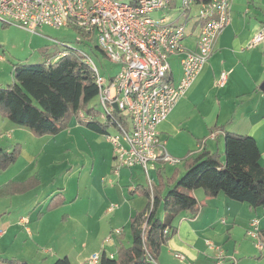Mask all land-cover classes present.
Instances as JSON below:
<instances>
[{"label": "crops", "instance_id": "crops-1", "mask_svg": "<svg viewBox=\"0 0 264 264\" xmlns=\"http://www.w3.org/2000/svg\"><path fill=\"white\" fill-rule=\"evenodd\" d=\"M172 2L171 8H174L178 0ZM186 34L187 47L196 48L200 26L195 24L189 32L186 29ZM259 34L264 36V0H233L232 21L218 37L209 62L201 68L167 119L159 124L158 130L168 152L181 163L172 165L162 160L153 161L149 168L153 186L158 185L160 179L166 182L175 174H184L185 160L198 155L204 147L223 156L225 133L222 126L225 131L253 136L261 149L264 166V90L261 88L264 85V38L256 45L251 43ZM58 51L60 49L55 47L52 52L44 51L43 61L57 55ZM170 63L171 79L176 84L183 74L180 57H171ZM222 72H227L228 77L224 85H219ZM112 149L111 146L110 157L114 161L109 166V177L107 181L105 176L101 179L107 186L102 188V182L100 188L93 186L84 209L78 211L73 208L74 211L66 213L67 224L75 221L71 231L73 235L63 234L61 242L53 246L57 234L45 241L50 248L42 254L46 256V259L42 256L46 261L42 264L64 256H68L73 264H87L95 254L106 251L115 258L121 245H132L130 220L149 202L147 196L136 193V190L149 183L144 184L140 180L143 177L141 166L116 172ZM127 188L132 190L131 195H126ZM66 191L61 192L63 196ZM192 194L200 203L201 210L196 217L190 212L180 214L176 222L177 232L162 247L158 264H264V250L247 234L255 222L259 231L264 229V207L253 208L224 194L208 197L202 189H196ZM70 203L74 207L79 201L71 199ZM29 212V217L24 215L20 218L19 226L35 223L34 229L25 228L29 237L38 239L43 232V225L39 224L43 211L37 216L36 208ZM160 214L163 218L164 212ZM27 217L34 219L29 221ZM83 229L93 237L79 246L75 232L81 233ZM91 244L92 251L86 252ZM177 253L184 255L185 259L176 258Z\"/></svg>", "mask_w": 264, "mask_h": 264}, {"label": "built area", "instance_id": "built-area-1", "mask_svg": "<svg viewBox=\"0 0 264 264\" xmlns=\"http://www.w3.org/2000/svg\"><path fill=\"white\" fill-rule=\"evenodd\" d=\"M173 0H0V21L32 33L43 26L61 28L72 23L91 31L106 58L120 65L116 75L105 79L94 59L80 52L95 73L99 87L98 115L109 125L107 141L115 153V171L141 166L150 179V164L155 160L176 163L158 130L185 95L201 68L209 62L216 41L232 21L233 0H180L184 23L178 17L156 18L154 12L171 8ZM197 21L200 26L196 48L185 44L186 25ZM264 36H255L256 45ZM57 44L60 42L55 41ZM66 55L63 49L58 56ZM180 57L183 74L178 83L171 79L170 58ZM222 72L219 85L227 81ZM83 119L87 120L83 112ZM97 116V115H96ZM91 115L90 119H97ZM214 137V135H212ZM258 223L247 234L264 250ZM184 260L185 256L177 255ZM101 256L93 255L87 264H98Z\"/></svg>", "mask_w": 264, "mask_h": 264}, {"label": "trees", "instance_id": "trees-1", "mask_svg": "<svg viewBox=\"0 0 264 264\" xmlns=\"http://www.w3.org/2000/svg\"><path fill=\"white\" fill-rule=\"evenodd\" d=\"M70 26L79 33L78 42H89L94 38L91 31L73 23ZM63 45L58 54L64 49V56L57 54L43 62L13 64L14 81L7 85L0 83V113L40 135L59 133L73 118L95 132L106 134L108 124L90 119L91 115L99 113L90 107L99 93L95 73L75 47ZM96 48L106 58L100 46L92 47L93 50ZM222 128L225 133L223 156L204 147L198 155L185 160L186 170L181 176L175 174L166 182L160 179L152 189L146 185L136 190L147 196L149 202L130 220L132 245H121L115 258L103 251L98 264H158L162 247L177 232L180 214L190 212L193 217L199 214L201 205L192 194L196 189H202L208 197L224 194L253 208L264 207V166L257 140L251 135ZM16 158L15 151L9 153L0 147V170ZM61 199L64 201L63 195ZM259 234L264 243V229ZM0 264L32 263L18 257L0 256ZM53 264L73 263L64 256Z\"/></svg>", "mask_w": 264, "mask_h": 264}, {"label": "rangeland", "instance_id": "rangeland-1", "mask_svg": "<svg viewBox=\"0 0 264 264\" xmlns=\"http://www.w3.org/2000/svg\"><path fill=\"white\" fill-rule=\"evenodd\" d=\"M118 1L128 3L130 0ZM180 6L181 1L178 0L174 8L154 12L153 16L178 17L175 22L184 23L185 17L178 14ZM195 24L197 21H189L186 25L187 31H191ZM80 38L79 33L71 26L61 28L43 26L38 29V33H32L0 21V83L7 85L14 81L12 73L14 63L42 62L44 51L52 52L54 47L62 49L55 41L88 53L106 80L118 73L119 64L104 58L98 48L92 49L98 46L96 39L78 42ZM90 107L99 112L103 111L98 97L91 101ZM96 117L98 121H103L100 115ZM111 146L106 141V134L92 131L76 118L57 134L40 135L27 126L12 122L0 113V147L9 153L15 151L17 156L15 162L0 170V256L23 258L37 264L46 262L44 261L46 256L42 254L50 247L44 242L53 234H57V238L52 242L53 246L56 242L57 244L61 242L63 234L73 235L71 231L75 221L71 220V224H67L66 213L74 211L73 208L82 211L93 186L100 188L101 182L102 188L107 186L105 184L110 173L109 166L114 161L110 157ZM180 163L181 161L169 164ZM111 173L116 174L113 171ZM141 174L140 180L144 184L147 183L143 169ZM103 176L106 181H101ZM64 188L67 191L64 195L66 200L63 201L61 192L65 190ZM131 193L132 190L127 188L126 195ZM71 199H77L79 204L71 207ZM34 208L36 216L38 212L43 211L40 219L38 217L39 224L43 225V232L38 239L29 237L25 228L28 226L34 229V226H37L35 223L19 226L20 218L24 215L29 217L31 214L29 211ZM28 219L33 221L34 218ZM126 231L128 233V229ZM75 236L79 246L93 237L85 229L81 233L75 232ZM92 247L91 244L85 251H92ZM178 254L180 253L175 254L176 258Z\"/></svg>", "mask_w": 264, "mask_h": 264}, {"label": "water", "instance_id": "water-1", "mask_svg": "<svg viewBox=\"0 0 264 264\" xmlns=\"http://www.w3.org/2000/svg\"><path fill=\"white\" fill-rule=\"evenodd\" d=\"M261 88L264 90V85Z\"/></svg>", "mask_w": 264, "mask_h": 264}]
</instances>
